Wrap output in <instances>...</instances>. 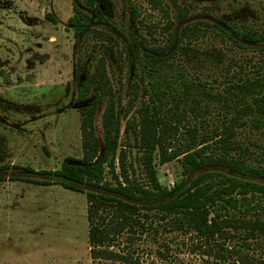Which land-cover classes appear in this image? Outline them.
Instances as JSON below:
<instances>
[{"label": "trees", "instance_id": "1", "mask_svg": "<svg viewBox=\"0 0 264 264\" xmlns=\"http://www.w3.org/2000/svg\"><path fill=\"white\" fill-rule=\"evenodd\" d=\"M72 1L73 15L67 22L73 38H82L79 49L91 36L102 44L100 55H89L91 62L81 56L77 59V68L85 72L75 102L81 108L82 158L68 157L55 171L22 169L37 176V180L7 177L10 168L0 166V182L59 186L84 195L92 260L111 258L112 253L106 248L123 233L131 235L138 228L144 229L145 223L149 222L151 228L153 223L162 222L194 236L202 255L209 259L253 264L246 251L264 246V166L253 163L249 147L237 136L247 116H252L254 121L249 122L255 128L264 127V79L258 83L247 80L246 89L245 85L242 87L248 92V99H241L244 106L232 107L230 115L207 119L210 109L206 99L220 105L224 101L213 97L206 81L191 73L184 55L208 39L229 41L237 48L264 53V28L239 31L222 20L218 24L188 21V9L175 0H170L171 12L162 1L147 0L166 19L160 31L166 40L163 45H156L147 44L139 33L132 38L141 53L140 57L134 56L132 64L142 93L138 109L129 115L137 101L139 83L133 81L129 85L130 97L124 104L122 78H118L116 89L106 68L112 57L119 76L122 75V54L115 50L117 39L91 28L93 20L103 26L110 22L95 0L85 1L89 13L78 7L76 0ZM126 2L131 21L141 25L136 7L131 0ZM233 78L236 77L229 79L230 85L240 90L241 85L233 84ZM234 94L240 96L235 91ZM102 106L99 139L95 118ZM126 149L140 154L142 179L136 177L132 165L128 170ZM172 161L180 164L188 179L175 182L170 188L162 187L156 167ZM151 212L152 219L148 215Z\"/></svg>", "mask_w": 264, "mask_h": 264}, {"label": "rangeland", "instance_id": "2", "mask_svg": "<svg viewBox=\"0 0 264 264\" xmlns=\"http://www.w3.org/2000/svg\"><path fill=\"white\" fill-rule=\"evenodd\" d=\"M85 1L74 3L89 13ZM95 1L110 24L103 26L93 20L91 28L117 39L115 50L122 54V75L119 76L112 57L108 58L106 68L116 89L118 78H122L125 104L130 97L129 85L134 81L141 87L132 64L134 56L140 57L141 53L132 38L139 33L147 44L163 45L166 39L160 31L166 19L147 0H131L141 25L131 21L126 0ZM160 1L170 6L171 12V1ZM175 1L188 9V21L218 24L222 20L239 31L264 28V0ZM72 6V0H0V166L10 168L7 177L37 180V176L22 169L55 171L68 157L82 158L81 108L75 102L85 72L77 68V59L81 56L88 61L100 55L102 44L91 36L84 41L85 47L79 49L82 38H73L67 22L73 15ZM172 21L177 24L173 17ZM127 51L129 54L125 55ZM184 57L191 73L206 81L208 92L224 101L220 105L216 100L206 99L210 109L207 119L230 115L232 107L244 106L241 99H248V92L242 87L245 85L246 89L247 80L258 83L264 79V53L237 48L229 41L208 39L187 51ZM231 77H236L233 84L241 85L240 90L230 85ZM234 91L240 96L236 97ZM137 92L129 115L135 114L139 107L141 88ZM103 107L95 118L99 139H102ZM251 118H245L237 139L249 147L253 163L264 166V127L255 128L249 122L254 121ZM126 151L128 170L132 165L136 177L142 179L140 154ZM116 167L118 174L119 166ZM217 170L231 175L226 170ZM156 175L159 184L166 188L185 178L177 161L158 165ZM106 179H110L108 175ZM144 225V229L138 228L134 234L118 236L106 248L112 253L111 258L92 260L84 195L59 186L0 182V264H239L234 259L223 263L203 256L194 236L169 224L155 222L151 228L149 222ZM246 252L253 264H264V246Z\"/></svg>", "mask_w": 264, "mask_h": 264}]
</instances>
